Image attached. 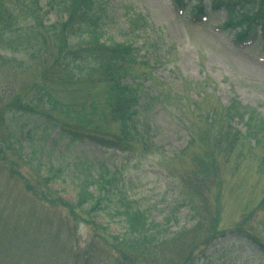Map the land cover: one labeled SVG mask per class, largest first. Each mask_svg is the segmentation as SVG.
<instances>
[{
	"label": "rangeland",
	"instance_id": "374dc122",
	"mask_svg": "<svg viewBox=\"0 0 264 264\" xmlns=\"http://www.w3.org/2000/svg\"><path fill=\"white\" fill-rule=\"evenodd\" d=\"M46 3L42 0V16L44 24L49 26L60 21L62 15L59 18ZM98 4L104 43L131 44L140 50L142 57L143 44L159 40L157 48L164 55L153 65L155 81L146 80L143 85L151 95L160 93L162 87L176 101L168 102L167 110L161 108L160 102L156 104L150 116L152 147L136 157L103 149L89 140L71 142L67 134L60 135L56 128L36 122V115H16L29 135H23L20 144L0 154V250L5 254V261L0 264H120L118 254L96 237L97 232L91 226L80 220L71 221L63 208L39 196L45 187L38 176L51 177L47 189L55 191L62 200L75 203L82 167L95 172L101 164L118 170L120 182L130 185L131 199L147 211L149 222L157 226L151 233L166 241L155 257L163 258L159 264H172V260L180 264L190 257H195V264H264V251L247 234L254 230L264 242V215L255 211L242 227L244 232L235 230L257 206L264 192V167L250 154H244L246 159L242 161L234 153L220 157L221 185L218 190L210 188V198L218 193L219 230L225 232L222 238L206 243L210 218L207 214L205 219L204 204L197 196L192 200L196 213L185 208L178 212L177 224L167 222L180 185L195 170L191 156L204 146L200 142L195 145L198 148H189L179 156L186 148L188 136L181 121L170 111L204 100L195 91L183 96L182 86L193 89L196 84L206 82L216 93L222 110L236 101L241 107L255 110L264 120V39L257 35L242 43L235 42L233 33L222 29L223 10L207 14V19L191 20L190 7L181 13L172 0H98ZM205 7L209 8L207 2ZM24 22L25 19L18 27L24 29ZM135 22L137 28L133 26ZM4 57L12 60L10 65L15 71L9 64H0V100L6 99L10 92L30 90L36 80V74L30 71L15 73L20 71L22 63L30 61L28 54ZM131 82V78L123 81ZM201 106L208 113L211 104L206 101ZM188 119L196 129L204 130L203 121L190 115ZM235 126L244 133V126ZM18 154L21 160L17 159ZM256 155L263 154L257 150ZM38 163L42 168L37 176L34 169ZM237 184L242 186L237 188ZM93 190L94 187L90 191ZM186 191L183 187V192ZM104 205L101 203L100 209ZM100 209L93 213V223L104 227L112 236H121V220ZM183 229L179 241L168 242ZM22 240L31 242L32 246L26 248ZM157 260L144 262L158 264Z\"/></svg>",
	"mask_w": 264,
	"mask_h": 264
},
{
	"label": "trees",
	"instance_id": "16d2710c",
	"mask_svg": "<svg viewBox=\"0 0 264 264\" xmlns=\"http://www.w3.org/2000/svg\"><path fill=\"white\" fill-rule=\"evenodd\" d=\"M173 1L183 10L189 6L191 18L223 9L226 16L223 28L233 32L238 42L257 33L264 38V0ZM45 3L59 18L62 15L60 21L49 26L44 24L42 0H0V53L28 54L30 61L22 63L20 71L15 73L30 71L36 74L30 90L23 88L10 92L6 99L0 100V154L8 151L10 146L20 144L23 135H29V130L15 118L16 115H36V122L56 128L60 135L67 134L72 142L89 140L131 157L148 152L152 147L150 116L154 107L160 102L161 108L167 110L168 102L176 101L162 87L160 93L151 95L143 85L146 80L155 81L153 65L164 55L157 48L159 40L144 43L145 54L140 57V50L131 44L103 42L98 0H45ZM23 19L24 29L18 27ZM133 26L137 28V23ZM11 61L0 54V64L10 65ZM127 78L132 79L130 84L123 83ZM185 88L182 86L181 89L183 96L195 91L204 100L170 111L177 121H181L188 136L186 148L179 156L189 148H198L195 145L200 142L204 146L191 156L195 170L180 185L177 206L172 209L167 222L174 220L176 224L177 213L182 208L196 213L192 200L197 196L204 204L205 219L207 214L210 218L206 237L209 242L223 235L219 230L221 206L218 193L210 198V188L218 190L221 185L220 157L234 153L237 160L242 161L246 159L244 154H250L259 160V166L264 167V121L255 110L241 107L235 101L222 110L216 93L206 82L196 84L193 89ZM206 101L211 104L208 113L201 106ZM188 115L203 121L204 130L196 129ZM235 121L243 124L244 134L233 126ZM249 139L252 142L245 143ZM257 150L263 155L258 157ZM17 159L21 160V155L18 154ZM40 168L38 163L36 170ZM11 171L21 177L12 168ZM80 176L73 204L47 189L51 177L40 178L45 190L39 196L63 208L71 221L76 219L91 226L92 231L97 232L96 237L118 254L120 264H148L153 258L158 259L159 264L163 258L155 257L166 241L151 233L157 226L149 222L147 211L131 199L130 185L120 182L118 170L101 164L95 172L82 167ZM92 187L94 190L90 191ZM183 187L187 189L185 193ZM94 192L98 194L95 196ZM101 203L105 205L100 209ZM99 209L121 220V236H112L104 227L93 223L92 215ZM256 209L264 211V192ZM241 226L237 227L239 231ZM184 232V229L177 232L168 242L179 241ZM21 243L26 248L32 246L28 241ZM191 260L190 257L180 264H193ZM4 261L5 254L0 250V262Z\"/></svg>",
	"mask_w": 264,
	"mask_h": 264
}]
</instances>
